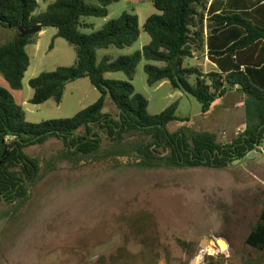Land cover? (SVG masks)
I'll return each mask as SVG.
<instances>
[{
	"label": "rangeland",
	"instance_id": "374dc122",
	"mask_svg": "<svg viewBox=\"0 0 264 264\" xmlns=\"http://www.w3.org/2000/svg\"><path fill=\"white\" fill-rule=\"evenodd\" d=\"M201 1L206 9L197 11L205 15L209 28L206 10L211 0ZM211 4L223 8L216 0ZM45 7L41 3L37 12ZM155 9L150 1L121 0L109 7L106 18H85L93 29L82 32L89 34L124 12L139 17V40L131 47L98 50V61L131 55L149 44L144 25L150 16L160 14ZM56 34V28L45 29L38 42L27 47L31 64L22 90L15 95L32 123L72 118L100 97L89 78H83L67 85L60 104L30 102L32 78L77 61L75 47ZM13 36L14 31L0 27V46ZM147 63L145 59L140 62L132 84L148 100L151 114L178 102L177 120L167 128L170 132L213 134L223 145L244 132L246 97L242 93L227 92L209 113L202 114L193 96L174 90L169 82L150 87L144 69ZM185 65L206 74L217 69L206 50L196 46ZM106 78L127 80L121 72L108 73ZM103 112L116 116L117 109L107 100ZM99 133L102 148L91 156L70 155L59 139L25 149L38 161L40 176L28 183L26 198L0 202V264H191L195 257L197 264L212 257L221 264H243L257 257L245 240L264 208V143L253 156L225 169H151L136 166L129 151ZM207 238L209 243L202 245ZM220 239L226 241V251L219 249Z\"/></svg>",
	"mask_w": 264,
	"mask_h": 264
},
{
	"label": "trees",
	"instance_id": "16d2710c",
	"mask_svg": "<svg viewBox=\"0 0 264 264\" xmlns=\"http://www.w3.org/2000/svg\"><path fill=\"white\" fill-rule=\"evenodd\" d=\"M120 1L0 0V27L15 32L0 46V74L9 87H0V202L13 203L28 196L27 185L37 180L41 167L25 149L50 139L62 140L72 156H91L102 148L101 131L115 146L129 151L136 166L151 169H225L264 143V0L253 7L228 0L227 10L219 14L211 4L206 10L212 22L207 41L205 15L197 11L199 7L206 9L207 4L201 0H144L160 12L144 25L150 43L131 55L114 60L104 57L99 62L98 50L131 47L141 36L139 17L129 12L97 31L82 32L93 29L85 18H106L109 7ZM41 3L46 7L37 12ZM36 25L42 31L56 28V37L75 47L77 61L32 78L30 102L41 105L54 100L60 104L67 85L83 78H89L100 93L94 104L72 118L29 122L12 93L23 88L31 64L27 47L39 38V33L20 37L19 28L27 30ZM195 46L203 51L207 48L216 71L206 74L185 65V60L193 57ZM143 59L148 62L144 69L150 87L169 82L174 90L193 96L201 104L202 114L209 113L227 92L242 93L246 97L244 132L227 145L219 143L213 134L170 132L167 128L177 120L178 102L159 114H151L148 100L132 84ZM118 72L127 80L106 78L108 73ZM107 100L115 105L116 116L103 112ZM81 129L85 130L82 134ZM245 243L257 257L243 264H264V208ZM205 264L221 262L212 257Z\"/></svg>",
	"mask_w": 264,
	"mask_h": 264
},
{
	"label": "crops",
	"instance_id": "0c3cea01",
	"mask_svg": "<svg viewBox=\"0 0 264 264\" xmlns=\"http://www.w3.org/2000/svg\"><path fill=\"white\" fill-rule=\"evenodd\" d=\"M132 2H142V1H144V0H131ZM217 2H219V3H221V4H223V8L225 7V9H220V10H218L216 7H214V10L216 11V14H219V13H221L223 10H227V6H226V4H227V1L228 0H216ZM239 1V3H241V4H244V5H248L249 7H253V6H257V5H260V4H258V0H238ZM210 4H208V9H209V7H210V5H211V3H212V0L209 2ZM263 3V2H262ZM261 3V4H262ZM205 20H206V17H205ZM209 21H210V25L212 24V22H211V15H210V18H209ZM205 22V21H204ZM204 27H205V39H206V41H207V36H208V31H209V28H208V25L206 26L205 25V23H204ZM209 27H211V26H209ZM42 32H44V31H42ZM42 32H40V33H42ZM206 50V52H207V48L205 49ZM208 57V56H207ZM209 59V58H208ZM215 65V64H214ZM216 66V65H215ZM4 80V81H3ZM0 87H5V88H9L8 87V84H7V82L5 81V79H1V77H0ZM16 92V91H15ZM15 92H12L13 93V95H14V97H15V99H16V95H15ZM17 100V99H16ZM20 105H22L23 106V104L21 103ZM263 151V150H262Z\"/></svg>",
	"mask_w": 264,
	"mask_h": 264
},
{
	"label": "water",
	"instance_id": "95a60500",
	"mask_svg": "<svg viewBox=\"0 0 264 264\" xmlns=\"http://www.w3.org/2000/svg\"><path fill=\"white\" fill-rule=\"evenodd\" d=\"M19 31L21 32L20 34V37H25V36H28V35H35V34H38L40 32H42V27L40 25H36L30 29H27V30H24L22 28H19ZM255 154V152H251L249 153V157L253 156ZM207 243H209V239H205L202 243V245H206ZM197 257L193 258V260L191 261V264H197Z\"/></svg>",
	"mask_w": 264,
	"mask_h": 264
},
{
	"label": "bare ground",
	"instance_id": "6f19581e",
	"mask_svg": "<svg viewBox=\"0 0 264 264\" xmlns=\"http://www.w3.org/2000/svg\"><path fill=\"white\" fill-rule=\"evenodd\" d=\"M217 245L221 251H226L227 249L225 250V248H228L226 241L222 239L218 240Z\"/></svg>",
	"mask_w": 264,
	"mask_h": 264
},
{
	"label": "built area",
	"instance_id": "2783aa9c",
	"mask_svg": "<svg viewBox=\"0 0 264 264\" xmlns=\"http://www.w3.org/2000/svg\"><path fill=\"white\" fill-rule=\"evenodd\" d=\"M14 138V137H13Z\"/></svg>",
	"mask_w": 264,
	"mask_h": 264
}]
</instances>
